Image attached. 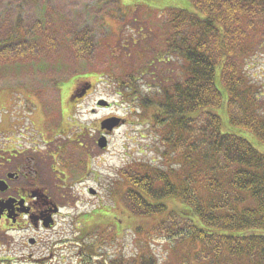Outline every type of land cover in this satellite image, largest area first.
<instances>
[{
	"label": "trees",
	"instance_id": "16d2710c",
	"mask_svg": "<svg viewBox=\"0 0 264 264\" xmlns=\"http://www.w3.org/2000/svg\"><path fill=\"white\" fill-rule=\"evenodd\" d=\"M52 1L0 0V90L12 93V82L27 70L42 90L50 75L97 76L127 105V122L153 135L162 160L163 167L136 162L120 171L126 209L153 221L146 239L166 238L172 253L184 247L175 264H264V154L239 134L222 133L217 113L224 100L230 127L264 143V87L245 74L264 51V0H190L194 12L169 9L157 17L166 26L158 33L135 16L125 25L130 15L119 10L120 0H102L117 6L116 15L107 14L118 21L111 32L103 31L106 14L96 26L85 7L80 16L70 9L69 22L53 17ZM102 44L101 51L134 57L138 67L117 76L96 72L94 54ZM66 60L76 65L72 73ZM24 88L40 96L39 89ZM173 198L185 211L168 207ZM87 231L92 240L84 242L83 264H158L148 254L107 262L94 236L106 231L96 220ZM143 249L150 252L149 245Z\"/></svg>",
	"mask_w": 264,
	"mask_h": 264
},
{
	"label": "rangeland",
	"instance_id": "374dc122",
	"mask_svg": "<svg viewBox=\"0 0 264 264\" xmlns=\"http://www.w3.org/2000/svg\"><path fill=\"white\" fill-rule=\"evenodd\" d=\"M19 2L20 0H18V3ZM105 3L106 2L102 0H53L49 3L48 7L53 17L56 14H61V17L65 18L68 22L71 21L70 9L77 11L80 16L83 14L82 7H85L86 14L88 11V15L94 18V22L97 24L96 26L102 25L103 21L100 18L103 14H106L105 22L109 27L106 26L103 31L106 30L111 32V28L116 30L118 21L117 19H111L107 14L111 12L113 15H116L115 9L117 6L115 7L111 2ZM169 9H181L194 12L190 0H120L119 7V10H121L123 14L130 15L124 21L125 25H130L128 20H131L132 16H135L136 22L140 23L141 20H144L146 25L150 26L149 28L154 31L153 33L162 32L166 27L164 23L161 22L162 24H157L155 20L159 21L157 17L164 18L166 15L164 12ZM32 14L33 13L30 12V15ZM101 35L102 34L97 33V37H101ZM153 44L154 43H152V45ZM103 47V44L99 46L96 50L97 52L94 54L93 70L96 72H102L103 74L111 73V76H117L119 70L127 69L129 73L130 70L138 67L139 64L135 61L134 57H124L123 60H120L118 59L119 56H116V54L109 56L110 52L106 53L105 51H101ZM104 56H106L107 60ZM139 60L142 61V58L140 57ZM15 61L19 62L18 59ZM27 62V59H23L19 63L25 66ZM59 63L63 64L64 61H59ZM53 64H55L54 61L51 62V66ZM66 65L70 67L69 73L76 70V65H73L72 61L66 60ZM245 74L250 77V79L253 77V81L259 87H264V51L249 63L248 68L245 70ZM65 77V74H60L55 76V78L53 75H50L48 83L44 82L43 84L48 87V90H42L41 81H37V76H29V71L27 70L22 74L21 82L17 84L12 82V85H15L13 86L14 89L12 93L8 92V90H0V130L9 129L11 125H14L12 129L17 131V129L25 128L26 130L24 133L30 134L32 133L30 121L35 122L39 128L42 116L35 112V115L32 117L31 112L35 109L36 102L40 101L43 102L44 105H42L41 102L39 105L41 104L44 106L46 109L45 111L50 108H55L53 112L47 115V127H53L54 123L57 121V118L54 116L58 113L59 104L57 102V94L59 88H61L60 90L64 99L72 90L80 89L88 83L94 86L92 92L82 104L74 109L70 108L69 111H66L63 120V123L66 124L64 127L68 128L71 124L76 126V123L83 125L84 123L88 124L97 121V127L99 129V122L107 116L113 115L122 119H128L127 105L122 103L123 100L119 101L118 98L113 95L112 86L109 87L103 81H98L97 76L93 78L85 77L84 75H70L64 79ZM55 81H57V88H49ZM25 86L39 89L36 90V93L40 96L38 98H33L32 95L25 92ZM100 99L107 101L111 107L107 109H97L96 114L92 116L90 111ZM65 100L67 102V98ZM225 106V101L223 100L221 106L217 109V113L221 117L222 133L239 134L241 137L246 138L258 152L264 154L263 142L259 141L246 130L230 127ZM65 107H69L68 102L65 104ZM78 129L81 130L80 128ZM78 129H72L66 136L61 137L65 145L74 150H82L85 148L82 142H77L78 135L73 134L74 132L78 133ZM17 137H19V135H17ZM86 137L88 138V135H86ZM19 139L22 138L19 137ZM107 140L108 146L106 150L100 149L99 147L97 149L96 161L92 167V174L88 176L87 179H84L82 184L70 185L73 188L68 191L69 204L64 210V219H60L64 223L66 241L64 253L65 264H79L76 251L78 246H75V239L76 235L79 233L80 225L84 222L82 221L83 214L86 213L88 217H92L97 221L102 231H106L105 234L102 232L98 234L99 232L95 231L96 235L94 236H97L99 239V241L96 240L100 243L98 247L99 252H104L98 254L103 255L107 262L119 258H123L124 260L128 259L129 261L133 258H137V256L148 254L155 259L158 264L179 263L182 260V256L185 254L182 253L184 247L177 246L174 253H172L168 244L170 242L166 238L155 236L152 237L151 240L146 239L144 232H150L153 221H151V219L138 218L131 215L122 201L124 194L120 175L122 169L136 162L163 167L160 163L162 160H159V154L154 151L156 142L153 139V135L149 133L145 127L132 125L126 122L125 125L117 129L110 139ZM20 144L24 148H29V145H26L27 143L20 142ZM37 144H40V148H43L41 142H37ZM79 176L82 175L77 174V178ZM87 187L93 189L95 195L87 193ZM167 205L169 208L178 210L179 212L182 210L185 211L186 209L181 201L175 198L167 201ZM89 222L90 221H88V223ZM107 222L109 224H107ZM136 230H141V233L134 237ZM112 233H114V235ZM84 235L86 239L88 231ZM91 240L92 239L87 238L85 242ZM146 245H149V253H143L145 251L143 248Z\"/></svg>",
	"mask_w": 264,
	"mask_h": 264
},
{
	"label": "flooded vegetation",
	"instance_id": "af4514ba",
	"mask_svg": "<svg viewBox=\"0 0 264 264\" xmlns=\"http://www.w3.org/2000/svg\"><path fill=\"white\" fill-rule=\"evenodd\" d=\"M60 89L57 94L58 113L54 116L57 121L53 127H47V115L55 108L45 111L44 106L36 102L31 116L35 112L41 114L39 128L30 121V134L24 133L25 128L12 129L14 125L0 130V264H65L66 241L61 220L69 204L68 191L73 188L70 185L82 184L92 174L98 138H110L113 134L98 129L97 121L64 127L66 111L82 104L92 88L74 89L64 99ZM66 98L69 107H65ZM97 109L95 104L90 114L95 115ZM111 117L114 116L104 119ZM72 129H78V133L73 134L78 135L77 142H82L84 149L74 150L63 142L61 137ZM20 142L27 143L29 148H24ZM37 142H41L43 148ZM77 174L82 176L77 178ZM86 190L90 194L93 189L87 187ZM86 214H83L84 222L78 233L80 243L75 241L79 264L84 263L85 238H82V231L95 221Z\"/></svg>",
	"mask_w": 264,
	"mask_h": 264
},
{
	"label": "water",
	"instance_id": "95a60500",
	"mask_svg": "<svg viewBox=\"0 0 264 264\" xmlns=\"http://www.w3.org/2000/svg\"><path fill=\"white\" fill-rule=\"evenodd\" d=\"M98 105L99 106H105L106 103L103 102V101H99L98 102ZM119 122H120V120L115 119V118H111V119H108V120H104L101 123V129L102 130L111 131L113 128H115V127H117L119 125ZM98 146L100 148H104L106 146V141H105V139L103 137L99 139Z\"/></svg>",
	"mask_w": 264,
	"mask_h": 264
}]
</instances>
